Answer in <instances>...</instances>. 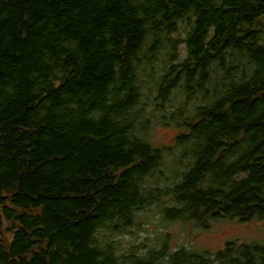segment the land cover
Wrapping results in <instances>:
<instances>
[{
    "label": "trees",
    "instance_id": "obj_1",
    "mask_svg": "<svg viewBox=\"0 0 264 264\" xmlns=\"http://www.w3.org/2000/svg\"><path fill=\"white\" fill-rule=\"evenodd\" d=\"M152 208L264 220V0H0V264H264L124 249Z\"/></svg>",
    "mask_w": 264,
    "mask_h": 264
},
{
    "label": "rangeland",
    "instance_id": "obj_2",
    "mask_svg": "<svg viewBox=\"0 0 264 264\" xmlns=\"http://www.w3.org/2000/svg\"><path fill=\"white\" fill-rule=\"evenodd\" d=\"M176 134L177 131L173 127L157 126L151 133V138L157 145L171 146ZM141 220L142 223L131 230V235L117 238L124 249H129L133 244L143 248H158L167 242L170 250L183 247L198 254H214L228 242L264 244V220H252L245 224L231 220H215L209 221L208 228H203L193 223L163 221L154 208L143 214Z\"/></svg>",
    "mask_w": 264,
    "mask_h": 264
}]
</instances>
